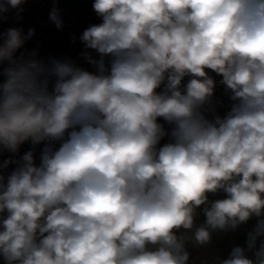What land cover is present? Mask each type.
I'll list each match as a JSON object with an SVG mask.
<instances>
[{
	"label": "clouds",
	"instance_id": "1",
	"mask_svg": "<svg viewBox=\"0 0 264 264\" xmlns=\"http://www.w3.org/2000/svg\"><path fill=\"white\" fill-rule=\"evenodd\" d=\"M25 2L0 0V19ZM92 7L102 22L79 39L95 71L19 51L34 29L0 33L4 264H189L188 241L253 218L218 264H264V0ZM49 19L63 28L57 7Z\"/></svg>",
	"mask_w": 264,
	"mask_h": 264
},
{
	"label": "built area",
	"instance_id": "2",
	"mask_svg": "<svg viewBox=\"0 0 264 264\" xmlns=\"http://www.w3.org/2000/svg\"><path fill=\"white\" fill-rule=\"evenodd\" d=\"M33 15L30 29H34L33 37L26 41L24 47L29 52L36 50L38 55L44 54V62L51 64L52 59L61 61L70 60L76 66L82 67L89 71H95L82 56L85 51H91L93 58L99 59V55L92 51L86 50L79 37L83 31L92 24L101 23V18L93 10L94 0H33ZM57 7L63 20V28L57 29L55 24L49 19L50 11ZM217 81L215 89L216 107L221 115H224L230 107L228 94L224 91V86L219 84L221 77L211 73ZM185 78V83L187 82ZM164 124L165 129L169 125L162 119L159 121ZM168 142V137L162 140Z\"/></svg>",
	"mask_w": 264,
	"mask_h": 264
},
{
	"label": "crops",
	"instance_id": "3",
	"mask_svg": "<svg viewBox=\"0 0 264 264\" xmlns=\"http://www.w3.org/2000/svg\"><path fill=\"white\" fill-rule=\"evenodd\" d=\"M33 0H26V2L22 5L23 12L20 14V17L17 18L16 10L12 9L8 13L4 14L6 18L0 19V33L7 31L9 28H22L24 33L27 34L28 30L31 27L32 15H33ZM2 42V41H0ZM20 51V50H19ZM38 58L44 61V54L38 55ZM3 67H7V65L0 66V72H2ZM5 77L0 75V83L3 82ZM164 142L161 141V145ZM59 145L57 144V147ZM43 145L37 146L36 149V162L39 163V152L42 149ZM32 148L30 142H25L21 145L17 158L22 156L25 152L29 151ZM11 154L3 153L0 155V161L3 159H7ZM15 165H10L6 172H10ZM210 199L222 198V194L218 196H210ZM204 217L203 215L198 216L197 224L203 223ZM256 223V219L253 218L249 220L245 224H241L234 231H217L212 234V239L210 243L207 245H196L192 241H188L186 244V248L190 253L189 264H218L219 259L227 258L231 249L234 246H241L246 248V240L247 233L253 228ZM189 235H191L189 233ZM251 253L249 256L251 257ZM0 264H4L2 258H0Z\"/></svg>",
	"mask_w": 264,
	"mask_h": 264
},
{
	"label": "rangeland",
	"instance_id": "4",
	"mask_svg": "<svg viewBox=\"0 0 264 264\" xmlns=\"http://www.w3.org/2000/svg\"><path fill=\"white\" fill-rule=\"evenodd\" d=\"M19 54V52L17 53V55ZM38 58V57H37ZM38 59H40V58H38Z\"/></svg>",
	"mask_w": 264,
	"mask_h": 264
}]
</instances>
